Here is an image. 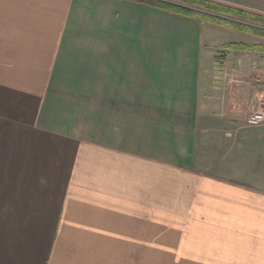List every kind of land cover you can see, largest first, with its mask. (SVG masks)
Returning a JSON list of instances; mask_svg holds the SVG:
<instances>
[{"label":"crops","instance_id":"1","mask_svg":"<svg viewBox=\"0 0 264 264\" xmlns=\"http://www.w3.org/2000/svg\"><path fill=\"white\" fill-rule=\"evenodd\" d=\"M225 30L133 0H0V264H149L152 209H173L167 264H264V126L209 117Z\"/></svg>","mask_w":264,"mask_h":264},{"label":"rangeland","instance_id":"2","mask_svg":"<svg viewBox=\"0 0 264 264\" xmlns=\"http://www.w3.org/2000/svg\"><path fill=\"white\" fill-rule=\"evenodd\" d=\"M169 2L184 5L174 1ZM184 6L195 10L197 9L190 5ZM218 16L235 22L262 27L261 25L243 21L241 17L234 18L221 14ZM221 27L228 28L225 26ZM228 29H230V32L229 30H225L228 31V33L215 38V44L220 42L234 43L235 40H238V36H241V34L238 33V29ZM249 35L256 36L253 34ZM257 37L258 36H256V38ZM235 43H238V41ZM212 56L213 59L210 61L209 69L210 73L214 74L213 81L215 90L213 96L214 101L212 100V103L215 105H212L213 107L209 113V117L214 118V120H237L243 122L246 111H248L247 101L252 91L256 88V83L261 82L264 64H261L260 59L264 60V56L233 51L223 46L215 48ZM162 211L165 212L166 215L162 213L156 214L154 209H152L151 239L149 241H134V247L136 248L148 247L150 255L149 264H167L172 263L174 259L173 250L176 247L177 240L175 239L173 209H163Z\"/></svg>","mask_w":264,"mask_h":264},{"label":"trees","instance_id":"3","mask_svg":"<svg viewBox=\"0 0 264 264\" xmlns=\"http://www.w3.org/2000/svg\"><path fill=\"white\" fill-rule=\"evenodd\" d=\"M139 3L147 4L155 8L167 10L176 14L194 17L200 21L208 22L211 24L225 26L228 28L238 29L239 31L256 35L264 39V16L254 14L242 9L226 6L210 0H133ZM169 1L178 2L184 5H190L200 10L188 8L184 5L175 4ZM203 11H202V10ZM207 11V12H206ZM228 15L234 18H239L243 21H248L253 24L261 25L262 27H256L253 25L239 23L232 20H228L218 16ZM224 48L231 49L233 51H254L264 53V46L262 45H247L244 43H226L222 45Z\"/></svg>","mask_w":264,"mask_h":264},{"label":"built area","instance_id":"4","mask_svg":"<svg viewBox=\"0 0 264 264\" xmlns=\"http://www.w3.org/2000/svg\"><path fill=\"white\" fill-rule=\"evenodd\" d=\"M248 102V113L245 123L251 127L264 126V69L261 82L256 83Z\"/></svg>","mask_w":264,"mask_h":264}]
</instances>
